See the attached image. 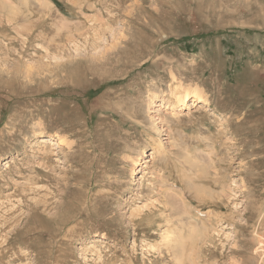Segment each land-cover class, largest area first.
Listing matches in <instances>:
<instances>
[{"label": "rangeland", "instance_id": "obj_1", "mask_svg": "<svg viewBox=\"0 0 264 264\" xmlns=\"http://www.w3.org/2000/svg\"><path fill=\"white\" fill-rule=\"evenodd\" d=\"M0 264H264V0H0Z\"/></svg>", "mask_w": 264, "mask_h": 264}, {"label": "bare ground", "instance_id": "obj_2", "mask_svg": "<svg viewBox=\"0 0 264 264\" xmlns=\"http://www.w3.org/2000/svg\"><path fill=\"white\" fill-rule=\"evenodd\" d=\"M76 1V0H75ZM4 6V5H3ZM23 16V15H22ZM3 17H5V16H3ZM25 17V16H24ZM6 19V18H5ZM6 21V20H5ZM16 23V22H15ZM19 23V22H18ZM23 31V30H22ZM26 34V33H25ZM23 44V43H22ZM75 79V78H74ZM171 89V88H170ZM190 92L189 91H187V90H184L183 92H182V94H179V95H177L175 98H176V102H178V101H180L182 104H185L186 103V100H187V97H188V94H189ZM195 93H196V91H195ZM194 93V95L196 96V99H198L199 98V96H197L196 94ZM103 110V109H102ZM174 115V114H173ZM60 139H56V140H49L50 141V144L51 145H56V146H58L59 144H60V141H59ZM42 141L44 142L45 140L44 139H42ZM46 142V141H45ZM63 144V143H62ZM42 145V144H41ZM48 146V145H47ZM43 150V149H42ZM46 154V153H45ZM42 158V157H41ZM42 159H46V157H43ZM135 169H137V171L139 170L138 169V167L137 168H135ZM135 169H134V171H135ZM180 220H181V218H180ZM183 221V220H182ZM182 225H184L183 224V222L181 223ZM203 224V223H202ZM172 239V238H171ZM167 239H165V241H166ZM175 241V239L172 241V242H174ZM167 243V242H166ZM168 245L167 246H169V243H167ZM170 246H172L173 247V245H170ZM174 248V247H173ZM177 247H175L174 249H176ZM170 250V249H169ZM175 251V250H174ZM173 251V253H175L176 254V252H174ZM174 255V254H173ZM176 257V256H175ZM174 257V258H175ZM178 257H180V256H178ZM178 260V259H177Z\"/></svg>", "mask_w": 264, "mask_h": 264}]
</instances>
